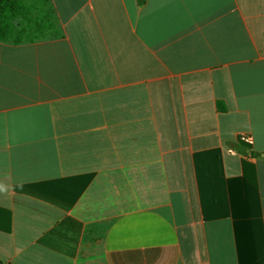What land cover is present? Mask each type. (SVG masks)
<instances>
[{"label":"crops","instance_id":"0c3cea01","mask_svg":"<svg viewBox=\"0 0 264 264\" xmlns=\"http://www.w3.org/2000/svg\"><path fill=\"white\" fill-rule=\"evenodd\" d=\"M48 1L0 41V261L264 264V0Z\"/></svg>","mask_w":264,"mask_h":264},{"label":"trees","instance_id":"16d2710c","mask_svg":"<svg viewBox=\"0 0 264 264\" xmlns=\"http://www.w3.org/2000/svg\"><path fill=\"white\" fill-rule=\"evenodd\" d=\"M34 4L45 7V10ZM50 5L48 0H0V41L20 44L57 37V19ZM32 10H38L36 15ZM42 16L46 18L45 23L38 19Z\"/></svg>","mask_w":264,"mask_h":264},{"label":"built area","instance_id":"2783aa9c","mask_svg":"<svg viewBox=\"0 0 264 264\" xmlns=\"http://www.w3.org/2000/svg\"><path fill=\"white\" fill-rule=\"evenodd\" d=\"M242 140L247 142V143H249L251 141L249 137H242Z\"/></svg>","mask_w":264,"mask_h":264},{"label":"water","instance_id":"95a60500","mask_svg":"<svg viewBox=\"0 0 264 264\" xmlns=\"http://www.w3.org/2000/svg\"><path fill=\"white\" fill-rule=\"evenodd\" d=\"M0 264H4V263L0 261Z\"/></svg>","mask_w":264,"mask_h":264}]
</instances>
